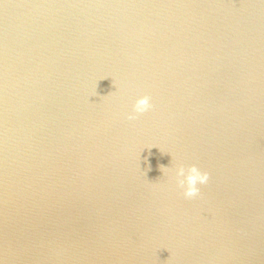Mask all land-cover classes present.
<instances>
[{
  "label": "water",
  "instance_id": "1",
  "mask_svg": "<svg viewBox=\"0 0 264 264\" xmlns=\"http://www.w3.org/2000/svg\"><path fill=\"white\" fill-rule=\"evenodd\" d=\"M0 264H264V0H0Z\"/></svg>",
  "mask_w": 264,
  "mask_h": 264
},
{
  "label": "clouds",
  "instance_id": "2",
  "mask_svg": "<svg viewBox=\"0 0 264 264\" xmlns=\"http://www.w3.org/2000/svg\"><path fill=\"white\" fill-rule=\"evenodd\" d=\"M151 98L143 95L137 98L132 105L131 112L127 115L128 120H135L139 115L148 112L152 107ZM163 174L169 171L165 166H160ZM209 173L202 171L195 164L185 167L183 164L175 168V181L178 188L182 189V194L186 199L196 198L200 194L198 185L208 183Z\"/></svg>",
  "mask_w": 264,
  "mask_h": 264
}]
</instances>
